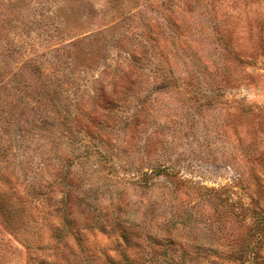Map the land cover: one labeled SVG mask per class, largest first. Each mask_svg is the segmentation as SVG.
<instances>
[{
	"label": "rangeland",
	"instance_id": "374dc122",
	"mask_svg": "<svg viewBox=\"0 0 264 264\" xmlns=\"http://www.w3.org/2000/svg\"><path fill=\"white\" fill-rule=\"evenodd\" d=\"M0 264H264V0H0Z\"/></svg>",
	"mask_w": 264,
	"mask_h": 264
},
{
	"label": "trees",
	"instance_id": "16d2710c",
	"mask_svg": "<svg viewBox=\"0 0 264 264\" xmlns=\"http://www.w3.org/2000/svg\"><path fill=\"white\" fill-rule=\"evenodd\" d=\"M65 210H66V212L64 211V213H63V216L65 217V221H67L68 222V224L70 225V226H72V222H75L72 218H71V216H70V214H69V210H70V204H66V206H65Z\"/></svg>",
	"mask_w": 264,
	"mask_h": 264
}]
</instances>
